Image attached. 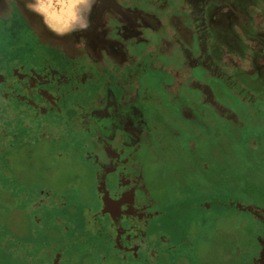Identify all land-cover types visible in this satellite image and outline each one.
Returning <instances> with one entry per match:
<instances>
[{"label": "flooded vegetation", "instance_id": "1", "mask_svg": "<svg viewBox=\"0 0 264 264\" xmlns=\"http://www.w3.org/2000/svg\"><path fill=\"white\" fill-rule=\"evenodd\" d=\"M103 1L86 28L61 36L28 7L33 0H0V165L18 183L16 197L39 208L29 214L28 241L5 245L20 264H159L174 252L152 228L160 203L146 169L159 151L173 162L170 144L219 120L234 146L259 148L264 0ZM170 48L179 65L169 61ZM27 144H43L54 156L50 167L78 166L66 193L23 186L15 176L26 166ZM257 210L261 240L236 246V264H264V211Z\"/></svg>", "mask_w": 264, "mask_h": 264}, {"label": "rangeland", "instance_id": "2", "mask_svg": "<svg viewBox=\"0 0 264 264\" xmlns=\"http://www.w3.org/2000/svg\"><path fill=\"white\" fill-rule=\"evenodd\" d=\"M104 2L94 0L90 10L80 5L78 11L87 21L94 5L99 3L96 15L103 12L101 7ZM1 9L7 11L6 4ZM37 15L40 17L41 14ZM105 16L110 17V13L105 12ZM40 18H36L38 25H41ZM170 51L173 57L169 61L179 65L182 60L176 54L177 50L175 53L170 48ZM261 77L262 84L258 90L264 93V72ZM219 91L224 101L244 111V105L235 95L226 92L223 87H219ZM256 103L264 107L261 97ZM109 110L116 112L118 107L113 105ZM97 118L102 123L106 120L98 114ZM117 119L113 117L108 122L114 126ZM209 125L202 124L200 135L187 130L181 140L168 146L167 154L174 157L173 162L165 160V151L158 149L159 162L149 163L146 169L153 194L160 203V212L152 221V228L164 232L174 249L170 258L161 259L159 264H236V246L257 244L261 240L258 226L262 227V223L256 216L257 209L264 211V126L261 124L257 134L259 148L246 144L244 150L240 148L241 151L232 142L233 134L224 137L227 129L224 121L219 120L218 126ZM251 127L252 122H249L247 130ZM24 149L26 166L21 171H14L15 176L21 177L23 186L35 183L36 186L47 185L64 193L69 190L67 180H74L79 172L76 164L58 162L50 167L54 156L52 153L45 154L47 151L43 144L36 147L27 144ZM201 160L206 161L209 167L202 168ZM7 175L8 169L1 164L0 264H20L19 259L11 257L14 250L8 253L5 245L28 241V228L33 226L29 214L38 212L39 208L30 205L32 199L25 202L26 199L16 197L19 185L8 181ZM236 197H242L243 201L236 202ZM37 232L39 234L40 229L37 228Z\"/></svg>", "mask_w": 264, "mask_h": 264}, {"label": "clouds", "instance_id": "3", "mask_svg": "<svg viewBox=\"0 0 264 264\" xmlns=\"http://www.w3.org/2000/svg\"><path fill=\"white\" fill-rule=\"evenodd\" d=\"M92 2L94 0H34L28 7L44 17V22L51 31L63 36L76 31L78 27H87L78 8L85 5L90 10Z\"/></svg>", "mask_w": 264, "mask_h": 264}]
</instances>
